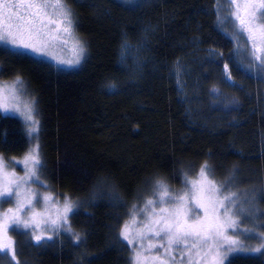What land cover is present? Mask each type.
Returning <instances> with one entry per match:
<instances>
[{"label":"trees","instance_id":"16d2710c","mask_svg":"<svg viewBox=\"0 0 264 264\" xmlns=\"http://www.w3.org/2000/svg\"><path fill=\"white\" fill-rule=\"evenodd\" d=\"M94 2L96 15L90 8ZM154 2L135 10L133 5L116 6L114 0L74 5L79 36L89 43L88 59L75 71H57L27 55L12 57L0 47L4 70L0 79L9 80L20 73L38 96L43 180L54 196L67 193L82 202L72 223L87 234V250L99 255L98 260L88 257L95 264H126L128 257V252L115 244L117 217L127 207L112 206L101 180L115 184L130 205L147 194L145 181L153 172L165 175L170 186L179 189L181 169H198L207 159L216 168L217 180L225 179L235 168L238 190L264 187V84L233 69L232 45L216 26L215 0ZM141 22L145 28L156 26L154 35L150 33L144 42L151 49L155 69L148 70L136 86L122 85L117 79L122 74L118 67L120 45L124 34L135 42ZM194 37L202 47L224 54L223 60L200 68L203 113L222 119L233 116L231 119L242 123L235 129L219 133L192 126L178 100L168 66L183 57L185 46ZM225 62L235 81L243 85V92L222 82ZM109 80L117 82L118 92L110 93L104 87ZM213 86L223 96L239 99L235 110H224L209 94ZM22 123L0 113V152L7 157L19 158L29 146ZM5 139L7 143L2 142ZM259 207L264 211V200ZM10 234L20 264H79L83 248L66 234L42 247L17 230ZM0 257V264H9L10 257ZM259 261L260 255L241 253L236 264Z\"/></svg>","mask_w":264,"mask_h":264},{"label":"snow or ice","instance_id":"6c2138e0","mask_svg":"<svg viewBox=\"0 0 264 264\" xmlns=\"http://www.w3.org/2000/svg\"><path fill=\"white\" fill-rule=\"evenodd\" d=\"M114 2L116 6L133 5L135 10L145 0ZM72 3L73 0H0V47L12 57L28 53L49 57L55 61L57 71H63L61 66L65 65L81 66L88 59L89 43L77 33V13ZM215 16L217 25L235 44L230 60L264 83V0H227L226 5L223 0H216ZM155 31L156 26H147L144 40ZM69 44L71 59L57 55V50L62 51ZM133 47L124 34L120 45L122 63ZM145 48L144 42L135 46L138 54ZM223 58L218 49L208 50V63ZM145 66L137 56L131 68L133 79L139 78ZM180 66L177 61V67ZM3 74L0 67V77ZM222 82L244 91L243 85L232 78L228 62L223 64ZM28 83L20 73L9 80L0 79V112L19 116L29 145L19 158L0 152V204L12 205L0 210V253L10 257L9 264H20L10 230H17V234L29 237L40 247L66 234L77 247L83 248L79 264H95L88 257L98 260L99 255L87 250V234L72 223L82 202L67 193L57 197L38 190L48 186L41 180L45 162L39 143L40 102ZM104 87L110 93L119 91L115 80H109ZM209 94L226 111L235 110L240 103L236 96H223L216 86ZM2 142L7 143L6 139ZM17 164L22 165V175L15 170ZM237 172L234 168L225 179L217 180L215 166L205 159L198 169H181L180 189L172 188L165 175L153 172L145 181L147 195L142 200L136 197L130 205L115 184L101 180L109 191L112 206L127 207L117 217L115 237V244L128 252L126 264H236L241 253H259V264H264V211L259 207L264 200V187L240 193Z\"/></svg>","mask_w":264,"mask_h":264},{"label":"rangeland","instance_id":"374dc122","mask_svg":"<svg viewBox=\"0 0 264 264\" xmlns=\"http://www.w3.org/2000/svg\"><path fill=\"white\" fill-rule=\"evenodd\" d=\"M88 1L87 0H78V2H76V0H73L72 7L74 8V5L85 4ZM154 1L155 0H150V1L145 0L144 4L148 3L147 4L148 6L146 8L153 5L155 3ZM223 3L226 5L227 0H223ZM215 4H216V0H215ZM94 5H95V7H97V5L95 3V4H91L90 8H91L92 12H94V15H96L98 13V11L95 10ZM122 6L129 7L131 5H122ZM213 11L215 14V6H214ZM215 18H216V16H215ZM77 22H78V17H77ZM216 26L220 29L222 35L227 40L230 41V43L232 45V52H233V49L235 48V44L232 42L231 37L226 35L225 32L222 31L221 28L217 25V23H216ZM229 28H230V26H229ZM144 29H145V27H143V24L141 22L139 29H137L136 37H135V39H133L135 42H133V41H131V39H129L134 47L129 53L126 54L127 59L123 63L121 62V48L119 49L118 67L120 68L122 74L117 79L122 82V85L127 84L130 86H136V85H138L139 81L143 78V76L145 75V73L148 70H150L151 68L155 69L153 57L150 54L151 49L149 47L142 49L139 52V54L135 50V46L139 42H145V40H144ZM77 33L79 35L78 27H77ZM151 34L154 35V32ZM138 39H139V42H136V40H138ZM184 50L186 51V53L183 55V57L177 59L172 65L168 66V69H169L170 76L173 79L174 84L176 86V90H177V94H178V100L181 103V105L183 106L184 111H185V115L187 116L190 124L194 127H200L203 130L216 131L219 133L226 132V131H229L231 129H235V128L241 126L242 125L241 122H237L236 120L231 119V118H233V116H231V118L229 116V117L222 119L221 117H213V116H210L209 114L207 116V114L205 115L203 113V110L201 108V97H200V90H201L200 81H201V78H200L199 74H200V70H201L200 68L205 63H208V50L209 49L202 47L199 41L194 42V40H190L188 42V44L185 46ZM57 55L61 56L62 58H65V59H71L72 58L71 45L69 44V46L64 48L62 51L57 50ZM27 56H30V57L37 59V60L44 61L56 69V67L54 66L55 61H52L49 57H34V55L31 53H28ZM137 56H139V59L141 61L145 62L146 66L142 69V73L140 74L139 78L133 79L131 68L134 65V60L137 58ZM235 59L238 61L239 57H236ZM177 61H179L180 65H181L179 68L177 67ZM61 67L64 69L62 72H70V71L77 70L80 66L74 67V68H69L68 66L65 65V66H61ZM233 69L235 71L239 72V74L244 75L247 78L253 79L255 81L259 80L258 78H256L254 73H247L246 69H244L242 66H239L238 63H233ZM229 70L232 73V69L229 68ZM221 71L223 72V66H222ZM202 76H204V74H202ZM232 78H233V76H232ZM245 96L248 99L251 98V95L247 90L245 91ZM0 113L5 115V116L14 117V118L20 120L21 122H23L19 118V116L15 113H2V112H0ZM33 143H35V142L33 141ZM15 170L18 174H21V175L23 174L22 165L17 164L15 167ZM41 180H43V176H41ZM43 182L48 187L47 188L39 187L38 190L42 194L43 193H51L50 189H49V185L45 182V180H43ZM33 187H37V185L33 184ZM238 191L240 193H243L245 190H238ZM241 199H243L242 196H241ZM11 206L12 205L9 203L0 204V210L7 209L8 207H11ZM241 227H243V225ZM20 231H22V230H20ZM251 243L255 244L256 241L252 240ZM0 254L4 255L3 253H0ZM242 254L259 255V253H242ZM6 257H8V256H6Z\"/></svg>","mask_w":264,"mask_h":264}]
</instances>
